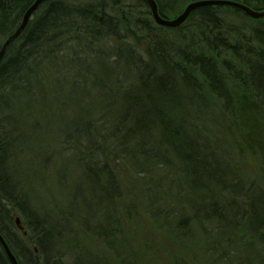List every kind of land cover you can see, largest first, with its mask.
I'll return each mask as SVG.
<instances>
[{
  "label": "trees",
  "instance_id": "obj_1",
  "mask_svg": "<svg viewBox=\"0 0 264 264\" xmlns=\"http://www.w3.org/2000/svg\"><path fill=\"white\" fill-rule=\"evenodd\" d=\"M155 1L160 15L172 20L189 3L205 0ZM228 1L264 11V0ZM35 2L0 0V51ZM139 5L146 15H137ZM223 10L240 13L203 7L175 30L154 25L143 0H49L33 14L0 64V234L20 264H66L61 246L70 249L73 264H130L124 221L116 214L121 183L111 159L133 162L147 176L158 171L160 184L172 193L162 188L169 194L166 208L150 204L149 213L167 227L174 243L193 240L192 225L211 223L231 232L234 216L247 222L250 256L253 245L264 240V188H249L242 208L238 200L215 201L208 185L222 187L220 163L203 141L190 138L186 126L187 112L196 109L194 97L204 104L203 88L242 132V147L264 165V34H232L220 16ZM140 39L150 46L144 55L127 41ZM225 54L229 59L221 61ZM226 78L231 89L224 85ZM65 114L69 122L61 126L58 116ZM205 121L200 115L192 123L197 129ZM61 127L56 133L65 141L64 152L80 166L83 191L73 190L69 206L52 221L42 220L20 195L9 162L25 131L31 132L26 142L34 139L38 153L40 132L56 135ZM173 206L179 219L167 209ZM13 210L20 213L26 236ZM187 212L188 217L182 215ZM82 238L98 240L113 258L87 254L79 247ZM0 264H11L1 244Z\"/></svg>",
  "mask_w": 264,
  "mask_h": 264
},
{
  "label": "rangeland",
  "instance_id": "obj_2",
  "mask_svg": "<svg viewBox=\"0 0 264 264\" xmlns=\"http://www.w3.org/2000/svg\"><path fill=\"white\" fill-rule=\"evenodd\" d=\"M188 5L185 6L182 13ZM136 10L137 15L144 16L147 13L141 5L137 6ZM220 16L232 28V34H253L256 31H261L264 34V23L259 22L262 19L255 20L241 11L238 13L228 10H223ZM150 18L153 19L152 15ZM153 21L152 23L155 25L156 23ZM163 33L177 34L172 31ZM231 40L240 41L238 37H232ZM127 41L131 49L141 55H144L150 48L144 39ZM176 44L178 42L175 40L174 45ZM115 45L118 44L115 43ZM226 58L229 59L227 54L222 55L221 61ZM224 85L229 89L232 88L233 84L230 83V78L225 79ZM200 93V100L204 102L202 105L204 109L202 110V106L194 97L196 109L187 112L186 115L189 116L186 126L189 125L187 128L190 138L194 141L196 138L203 141L210 149L213 160L220 163L223 185L222 187L208 185V192L215 196V201H221L222 204L228 200H238V206L242 208L244 203L249 202L246 197L249 188H253V190L264 188V165L258 155H252L242 147L240 135L242 132L234 128L232 119L219 103L214 102L213 95L203 88ZM37 115L39 114L37 113ZM200 115L202 119L206 116L207 121H205L206 123L203 122L200 128L195 129L196 123H192V120L197 121V116L200 119ZM15 116L17 117V113ZM67 118H70L68 114L58 116V119L61 120L58 124L67 125L69 122ZM38 122L42 125L44 121L39 118ZM14 125L18 126L17 121ZM61 129L62 127L54 132H59ZM40 133L42 139L40 138L38 143L42 149L37 153L38 149H35L34 144H32L34 139L30 140L31 142H26V139L29 140L27 137L30 136L31 132H24L26 134L23 136L24 141L23 139L18 141L15 156L11 157L9 167L15 182L18 184V191L29 203L32 208L31 211L34 210L42 220L52 218V221L56 212L63 211L70 205L71 192L79 188L80 166L68 153L64 152L65 141L63 137L61 139L58 133L50 135L46 130ZM33 146L34 148H32ZM28 150H31L29 154ZM111 162L121 183L118 192L122 196V206L116 214L124 221L125 231L122 235L127 239L124 247L131 258L130 264H264V240L262 239L263 241H258L253 245L254 248L250 256L248 246L251 243L252 235L248 228L245 229L247 222L244 224V218L241 216L233 215L236 217V219L233 218V225H236L232 226L231 232L230 230L220 231L217 226L210 225L211 223L200 224L201 227L192 225L194 229L193 240L179 244L174 243L169 237L170 234L167 233V227L161 221H154L149 213L150 204H153L154 207L157 206L158 210H161L162 207L166 208V194L172 193L169 188H163L166 186L164 183L160 184L161 180L158 179L162 177L158 171L147 176V172L138 169L133 162L125 159H111ZM35 165L38 168H34ZM159 169H163V167H159ZM152 184L156 186L155 189ZM162 188L168 192H162ZM231 189L234 191L232 192ZM154 190L160 194L155 193ZM79 191L82 193L83 190L79 188ZM234 192L238 193L233 195ZM86 196L83 193L82 199ZM154 201H157L158 204L153 203ZM129 205L136 207L132 213L127 210ZM174 208L175 206L167 209L173 212ZM241 210L238 208L237 213ZM174 213L175 218L179 219L180 215L177 214L179 212L175 210ZM187 213H182V215L188 217L189 212ZM13 214L15 221L20 220L18 211L13 210ZM129 214L131 217H128ZM200 217L202 216L200 215ZM101 219L99 217V220ZM228 220L231 219L227 217ZM79 247L87 254L97 256L100 259L103 258V260L106 256L113 258L104 245L95 239L82 238ZM58 250L64 257L63 261L66 264H73L74 255L71 254L69 248H62L61 246V250Z\"/></svg>",
  "mask_w": 264,
  "mask_h": 264
},
{
  "label": "water",
  "instance_id": "obj_3",
  "mask_svg": "<svg viewBox=\"0 0 264 264\" xmlns=\"http://www.w3.org/2000/svg\"><path fill=\"white\" fill-rule=\"evenodd\" d=\"M49 0H36V2L33 4V6L27 11L25 14L22 24L19 27V29L16 31V33L11 36L3 45L0 51V64L3 61L7 49L9 46L19 38V36L22 34V32L26 29L30 19L32 18L33 14L40 8L42 4L47 2ZM148 7L150 8L151 15L153 17V20L155 23L159 26L165 27V28H170V29H178L180 28L183 24L187 22V20L190 18L191 14L195 12L196 10L207 7V6H219V7H229L233 9H237L243 13H245L248 17L255 19V20H260L264 19V11H256L252 8H249L246 5H243L238 2L234 1H228V0H207V1H199V2H194L191 3L187 6L185 11L176 19L174 20H167L163 18L160 15L159 7L158 4L155 0H144ZM16 224L18 228L23 231V227L21 226V221L19 219L16 220ZM26 235V233H24ZM0 244L4 248V251L9 258L11 264H20L16 256L12 253L10 247L8 246L6 240L2 237L0 234Z\"/></svg>",
  "mask_w": 264,
  "mask_h": 264
}]
</instances>
